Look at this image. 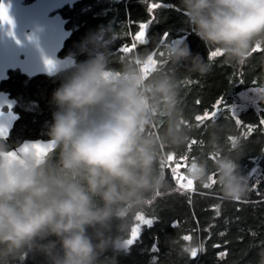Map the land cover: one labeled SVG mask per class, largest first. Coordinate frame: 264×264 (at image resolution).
I'll use <instances>...</instances> for the list:
<instances>
[{
	"label": "clouds",
	"instance_id": "9594fccd",
	"mask_svg": "<svg viewBox=\"0 0 264 264\" xmlns=\"http://www.w3.org/2000/svg\"><path fill=\"white\" fill-rule=\"evenodd\" d=\"M179 8L205 48L223 54L226 64L242 65L264 48V0H180ZM108 33L98 29L85 38V61L47 70L49 76L67 72L52 94L56 111L43 142L54 153L13 149L0 139V264L29 254L47 264H100L109 248L123 250L121 237L109 234L113 222L127 234L147 201L167 188L163 166L177 149L198 143L179 107L176 71L186 63L188 71L206 75L211 64L173 42L159 53L163 68L150 53L114 60ZM258 89L254 98L264 105V86ZM225 134L223 125L208 124V138L185 175L202 186L212 180L223 201L238 202L248 196L249 180L238 160L223 154ZM205 151L215 157L214 173ZM256 247V264H264V247Z\"/></svg>",
	"mask_w": 264,
	"mask_h": 264
},
{
	"label": "trees",
	"instance_id": "16d2710c",
	"mask_svg": "<svg viewBox=\"0 0 264 264\" xmlns=\"http://www.w3.org/2000/svg\"><path fill=\"white\" fill-rule=\"evenodd\" d=\"M179 3L180 0H79L71 9L66 7L60 11L68 20L67 29L72 31L61 54L73 57L75 63L89 58L85 38L98 29H107L105 39L111 37L108 50L114 60L133 53H150L157 66L163 68L166 61L159 53L164 44L180 40L179 44L186 43L193 55L199 54L211 64L206 75L188 71L186 63L176 71L179 107L184 119L193 126L191 136L198 143L191 149L176 150L174 159L162 168L167 188L153 195L137 213L153 219L154 225L142 226L138 239L126 245L131 229L139 222L134 220L127 234L119 232L118 222H113L109 234L113 239L121 237L123 250L109 248L100 257V264H256L260 251L256 245L264 247V125L260 123L264 119V105L256 100L237 113L233 111L241 104L242 94L264 86V48L253 51L242 65L224 63L223 54L210 59L213 50H207L185 23ZM154 4L160 6L154 8ZM141 24L149 25L147 42H137L131 53H122V47H131L134 43ZM66 75L64 72L27 80L18 73H10L4 86L20 103V118L9 141H5L10 147L24 140H48V127L56 111L52 94ZM218 104L221 111L215 123L223 125L226 133L222 137L223 154L238 160L249 180V194L238 202L223 201L212 180L209 188L193 184V190L185 191L177 187L178 178L186 177L189 161L208 138L207 128L197 127L199 122L195 117L216 111ZM232 115L242 124L236 125ZM210 123L213 122H204ZM249 126L253 129L251 134L247 132ZM204 155L209 159L210 172L214 173L211 162L215 157L208 156L206 151ZM172 169H176L175 174ZM185 236L189 239L185 240ZM171 237L177 240L174 246L167 243ZM153 248L157 251L153 252ZM193 248L197 250L195 259L190 255ZM15 264H47V261L40 254H29Z\"/></svg>",
	"mask_w": 264,
	"mask_h": 264
},
{
	"label": "water",
	"instance_id": "95a60500",
	"mask_svg": "<svg viewBox=\"0 0 264 264\" xmlns=\"http://www.w3.org/2000/svg\"><path fill=\"white\" fill-rule=\"evenodd\" d=\"M78 1L3 0L5 6L8 7V16L13 21L11 26L13 36L8 35L10 28L8 24L0 25L2 26L0 27V82L7 79L9 71H18L28 78L53 77L47 73L45 59L69 66L75 63L74 58L70 56L59 57L64 43L72 35V31L66 29L68 20L62 17L60 11L66 7L71 9ZM14 105L15 101L9 99L8 94L0 92V127L7 129L6 136L0 139L5 141L9 139L14 123L19 119V115L11 111ZM4 106L9 109L7 113L1 111ZM46 141L42 139L24 140L19 145L20 147L27 145L28 148L37 145L38 150L54 151L55 149L43 143Z\"/></svg>",
	"mask_w": 264,
	"mask_h": 264
},
{
	"label": "snow or ice",
	"instance_id": "6c2138e0",
	"mask_svg": "<svg viewBox=\"0 0 264 264\" xmlns=\"http://www.w3.org/2000/svg\"><path fill=\"white\" fill-rule=\"evenodd\" d=\"M159 6L160 5H155V4L153 5L154 8L159 7ZM5 23L10 26L8 35L9 36H13V33L11 31V26L13 25V21L8 16V7L5 6V4L3 3V0H0V25H4ZM139 27H140V31L135 35L134 43L132 44L131 47H128V46L122 47L120 49V51L122 53H131L133 51V49L138 46L137 42L138 43H146L147 42L146 41V30L148 29L149 25L148 24H141ZM29 39H31V38H29ZM17 43H19V41H17ZM253 51H259V47H257ZM219 55H221L220 52L213 50V51H211L210 59L214 58V57H217ZM44 64H45V67H46L47 70H51L53 65H54V62L51 61V60L45 59L44 60ZM257 90H259V89H257ZM220 111H221V109H220V106L218 104L216 111L205 112L203 115H197L195 117V120L197 122H199V123L196 126L197 127L203 126V127L207 128L208 125H205L204 122L205 121H212L213 123H215V120H216V118L218 116V113ZM228 111H231V110L229 109ZM231 118L235 121L236 125H241L242 124V122L240 120H238L234 115H232ZM260 123L262 125H264V119H262L260 121ZM252 131H253L252 127L249 126L247 128L248 134H251ZM6 134H7V129L4 128V127H0V138H4L6 136ZM229 140H232V138L229 137ZM191 146H192V144H190L188 146L189 149H191ZM32 147L33 148H38L37 145H32ZM232 147L233 148L236 147V143H235L234 140L232 141ZM24 148L27 149L28 146L25 145ZM169 162H171V161H169ZM172 171H173L174 174L176 173V169H172ZM185 179H186V184L183 183V181ZM211 186H212L211 184H207L204 187L205 188H209ZM177 187L182 189V190H185V191H191V190H193V183L190 180H188L186 177L180 176L178 178ZM217 215H219L218 212H217ZM135 220L138 221L139 224H137V226H135V227H133L131 229L130 237L125 241L126 245H131V244H133L134 241H136L138 239V236L140 234V229H141L142 226L152 227L154 225V220L151 219V218H146L144 215H137ZM172 226L176 227L175 224H173ZM184 239L188 240L189 237L185 236ZM152 251L156 252L157 250H156V248H153ZM190 255H191V257L193 259H195L197 257V250L195 248H193L191 253H190Z\"/></svg>",
	"mask_w": 264,
	"mask_h": 264
},
{
	"label": "flooded vegetation",
	"instance_id": "af4514ba",
	"mask_svg": "<svg viewBox=\"0 0 264 264\" xmlns=\"http://www.w3.org/2000/svg\"><path fill=\"white\" fill-rule=\"evenodd\" d=\"M66 26H67V25H66ZM66 29H67V27H66ZM61 52H62V51H61ZM61 52H60V54H59V57H60V58L67 57V56H63V55L61 54ZM70 57H71V56H70ZM72 58H73V57H72ZM74 60H75V59H74ZM10 73H18L19 75H21L18 71H9V72L7 73V75H8L7 79H6L5 81H1V82H0V92L5 93V94H8V95H9V99H12V100L15 101V105H14V107L11 109V111H12L14 114L19 115V118H20V114H19V112H18V110H19V108H20V103H19V101H18L17 98L13 97V95L11 94L10 91H8V90L5 89V86H4V84L7 83L8 79H9V75H10ZM21 76H23V75H21ZM23 77H25L27 80H31V79H34V78H36V77H40V76H36V77H33V78H28V77H26V76H23ZM8 110H9V109H8L7 106H4V107L1 109V111H2L3 113H7ZM18 120H19V119H18ZM18 120L14 123V126L16 125V123L18 122ZM14 126H13V128H14ZM13 128L11 129L10 134H11ZM10 134H9V137H10ZM7 141H9V139H8Z\"/></svg>",
	"mask_w": 264,
	"mask_h": 264
},
{
	"label": "rangeland",
	"instance_id": "374dc122",
	"mask_svg": "<svg viewBox=\"0 0 264 264\" xmlns=\"http://www.w3.org/2000/svg\"><path fill=\"white\" fill-rule=\"evenodd\" d=\"M174 43L179 44L180 40L174 41ZM241 104L236 107L233 111L234 113H237L239 110L244 109L246 106L253 104L256 102V99L254 98L253 91H248L240 96ZM186 179L183 181V183L186 184Z\"/></svg>",
	"mask_w": 264,
	"mask_h": 264
},
{
	"label": "built area",
	"instance_id": "2783aa9c",
	"mask_svg": "<svg viewBox=\"0 0 264 264\" xmlns=\"http://www.w3.org/2000/svg\"><path fill=\"white\" fill-rule=\"evenodd\" d=\"M186 182V181H185Z\"/></svg>",
	"mask_w": 264,
	"mask_h": 264
}]
</instances>
